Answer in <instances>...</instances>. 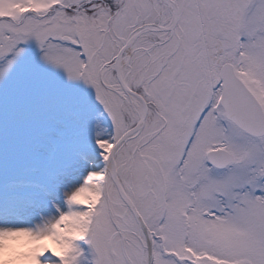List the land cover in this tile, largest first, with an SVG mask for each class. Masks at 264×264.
<instances>
[{
	"label": "snow or ice",
	"instance_id": "1",
	"mask_svg": "<svg viewBox=\"0 0 264 264\" xmlns=\"http://www.w3.org/2000/svg\"><path fill=\"white\" fill-rule=\"evenodd\" d=\"M0 264H264V0H0Z\"/></svg>",
	"mask_w": 264,
	"mask_h": 264
}]
</instances>
